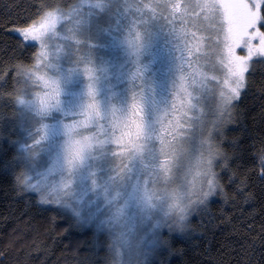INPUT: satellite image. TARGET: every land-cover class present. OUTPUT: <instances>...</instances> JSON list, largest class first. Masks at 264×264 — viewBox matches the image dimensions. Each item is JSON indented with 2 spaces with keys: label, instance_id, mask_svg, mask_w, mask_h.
<instances>
[{
  "label": "snow or ice",
  "instance_id": "6c2138e0",
  "mask_svg": "<svg viewBox=\"0 0 264 264\" xmlns=\"http://www.w3.org/2000/svg\"><path fill=\"white\" fill-rule=\"evenodd\" d=\"M18 20L0 176L91 225L89 264H131L134 247L147 264L236 176L222 138L264 65V0H28Z\"/></svg>",
  "mask_w": 264,
  "mask_h": 264
},
{
  "label": "trees",
  "instance_id": "16d2710c",
  "mask_svg": "<svg viewBox=\"0 0 264 264\" xmlns=\"http://www.w3.org/2000/svg\"><path fill=\"white\" fill-rule=\"evenodd\" d=\"M27 3L0 0V58L6 59L3 49L18 47L13 25ZM255 67L236 109L237 122L225 127L222 138L236 173L232 183L231 172L223 173L227 196L213 197L205 211L194 213L187 232L174 235L153 264H264V179L258 155L264 149V65ZM0 114L14 118L2 101ZM0 143L6 139L0 137ZM13 152L10 148L8 156ZM32 195L14 187L13 176H0V264H89L85 253L94 231L68 214L37 207Z\"/></svg>",
  "mask_w": 264,
  "mask_h": 264
},
{
  "label": "rangeland",
  "instance_id": "374dc122",
  "mask_svg": "<svg viewBox=\"0 0 264 264\" xmlns=\"http://www.w3.org/2000/svg\"><path fill=\"white\" fill-rule=\"evenodd\" d=\"M228 125V124H227ZM226 125V126H227ZM225 126V127H226ZM194 214V213H193ZM69 216H70V214H68ZM73 219V218H72ZM74 220V219H73ZM75 221V220H74ZM75 223H77L76 221H75ZM78 224V223H77ZM79 225V224H78ZM80 227H83L84 229H87V228H89V229H91L92 231H94V228L91 226V225H84V226H81V225H79ZM177 233H179V232H172L171 234L168 232V230L167 229H164L163 230V234H164V236L165 237H169V241H170V239L175 235H177ZM167 247L168 246H165V249L163 250V251H161L160 253H159V255L158 256H155V257H153L152 258V261L154 262V261H157V260H159L160 258H162V255H163V253L164 252H166V249H167Z\"/></svg>",
  "mask_w": 264,
  "mask_h": 264
},
{
  "label": "clouds",
  "instance_id": "9594fccd",
  "mask_svg": "<svg viewBox=\"0 0 264 264\" xmlns=\"http://www.w3.org/2000/svg\"><path fill=\"white\" fill-rule=\"evenodd\" d=\"M136 249L135 247L133 248V255H132V259H131V264H137V260L139 259L137 256H136ZM147 264H152V261L151 259L147 262Z\"/></svg>",
  "mask_w": 264,
  "mask_h": 264
}]
</instances>
